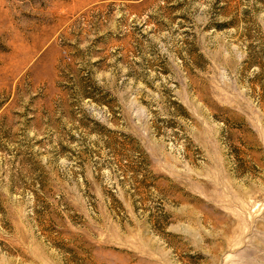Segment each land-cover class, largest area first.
Listing matches in <instances>:
<instances>
[{"label":"rangeland","instance_id":"374dc122","mask_svg":"<svg viewBox=\"0 0 264 264\" xmlns=\"http://www.w3.org/2000/svg\"><path fill=\"white\" fill-rule=\"evenodd\" d=\"M0 264H264V0H0Z\"/></svg>","mask_w":264,"mask_h":264}]
</instances>
